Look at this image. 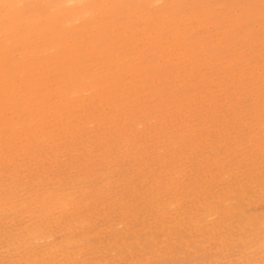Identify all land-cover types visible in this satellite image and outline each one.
<instances>
[{"label":"bare ground","instance_id":"1","mask_svg":"<svg viewBox=\"0 0 264 264\" xmlns=\"http://www.w3.org/2000/svg\"><path fill=\"white\" fill-rule=\"evenodd\" d=\"M177 3L178 0H0V151H2L0 153V162L4 163V161L7 160L8 164L12 163L14 166L16 165L15 163L17 159H19L20 155L29 156V158L35 157L37 154L32 156L33 151L31 149L35 148L33 146H35L36 141L38 147H41L42 149H44V147L47 146L50 141L56 144V146L59 144H66V142L64 141L66 139V136L69 135L71 138L77 139L76 135H79L81 130L88 126L89 122H99L102 126L104 123H106L105 121H103L104 118L116 116V119L110 117L113 120H109L110 123L115 124L119 118L121 119V117L117 115L118 112H122L124 115L126 114V117L124 116V118L122 116L124 118L122 121V125H124V128H122L123 126L119 124V128H122L123 130H121L122 132H119L116 129L117 134L120 133L122 135L127 149L129 147H134V142H128V140L130 139V135H134L132 131L133 129L131 130L128 125L132 122L135 123L136 121L139 125H144L143 118H145L149 114L151 115L150 111L152 112L156 109L154 108L155 106L151 110L148 108V106L152 108V104V106L150 104L147 105V103L145 102L147 106H144L140 103V106L138 105L139 108L137 109L138 112L136 110V112L139 114L137 115V113L134 111L135 113L131 112V114L129 115L131 108L133 109V101L135 100V105L136 103H139L140 95L147 96L148 89L146 90L144 85L145 83H142L150 78V75L148 74L149 71L147 72V69H150L152 73L159 70V68L156 67H159L163 63L160 60L164 59V56L167 52H169L170 54L167 55V58L164 59L165 61L171 62L174 56L177 55L178 60L182 62L180 66L176 65L179 66L180 69L178 67H175L179 70V72L178 70H176L178 74L174 73V77L177 74L178 77H176V79L179 78V81L181 83V85L179 84L180 87L183 86L190 88L191 85H195L194 81L193 83L191 81H196L198 74L199 78H206L205 72L201 71V69L202 67H204L205 63L208 62L207 57L209 56L208 58L213 57V59H218L219 56L216 55L218 54L219 48L223 46L225 47V49H227L228 55L233 54V56L229 59V65L231 66V68L229 65H227V69L230 68L232 70L236 64L240 66L236 69L234 68L235 70L233 69V73L228 72L227 77L230 78V83L233 84L234 81L237 80V82L239 81V83H242L241 86H243V80L248 74H250V81H252V85H255L254 88H256L261 95H264V86H261V84L264 85V77L262 76L264 74V65L261 68L254 67L253 70H250L252 58H259L254 59L257 63L259 60L264 59V53L263 55L257 54L251 56L250 51H246L244 53L238 54L236 53L237 48H228L229 44L220 45L223 41L230 39L232 26L235 27V29H241L237 34H240L242 30L244 31V34H242L240 37L250 38L254 32V29L252 28V20H254V22H257L260 26L263 25L264 0H247L243 2L246 3L245 5H242L241 8L236 9H241L240 12L236 11L234 14L229 12L228 15H225L224 17H227L229 21L231 20L234 23H230L229 26H231V28H226L224 31H220L218 29L219 26L215 24L217 23V21L215 19V16H213V13H211L210 16L206 15V8L204 7V5H200L197 0H193L190 3V13L188 12V15L185 14L186 10H184V8L180 13H177L175 11ZM208 12L209 11H207V13ZM205 15L206 18H204ZM242 18H245V21H240ZM189 19H192L191 22H195L196 20L201 21V26L199 27H201L200 29L203 32L212 30L211 24H215L214 27L217 28V31L211 34L206 33L205 36L195 40L192 34L194 33V31L195 33H198L200 31L196 32L195 29H198V27H195V24H188L190 23L188 22ZM133 22L139 23L137 24V26L141 25V27L139 26L135 28V25H132ZM138 32H140V35L138 34ZM254 36L255 35L252 36L253 39ZM205 37H208V39L210 40H205ZM154 43L157 44L154 45ZM153 47H156V50H153ZM117 49H120V51H117L118 53L116 52ZM147 50L150 52V55H158V59L154 61L152 60V62L150 60L147 64L141 66L139 59L142 57V53H144V51L146 52ZM207 53L208 55H206ZM194 56H197V58L198 56L200 57V59L196 61L198 64L194 63ZM84 61L92 62H90L89 65H82V62ZM198 61H200V63ZM219 63L222 62H216L213 63V65L215 66ZM187 67L189 68L188 72ZM174 71L171 70V72ZM154 77L158 76L151 75L153 84H156V80L154 79ZM167 79L170 81L169 77ZM220 79L225 80L224 78ZM138 81H140L141 84H138ZM221 84L222 83L218 82V85ZM161 88L163 87L161 86ZM194 89L196 90V88ZM143 90H146V93H144ZM226 90L229 91L228 87ZM226 90L225 92H228ZM196 91L194 92L196 98H199V102H206L205 105H207L206 107L211 108V112H213L214 109H220L218 107H221L220 113L223 114L225 111L223 109V106H231L228 101L229 98L232 99L233 96L224 97L222 95L223 97H221L218 89L209 88L208 90H206L207 94L206 91L204 92L202 90L203 93H205L202 96L201 93H199L200 95H197L198 91L197 94ZM251 91L254 92V90ZM152 92L154 93V91ZM169 92L168 93L171 94V90ZM189 92L185 93L183 98H178L177 103L174 102V104H172L173 101H171V99L173 100L176 95L175 97H172L173 95L170 98L168 97L170 99L169 102L171 101L172 105L177 104V108L180 109V115L184 114L183 112L185 108L189 107V105L194 104V101L191 102L192 97L190 98L192 93L189 94ZM133 94H136L137 97ZM227 94L228 93H226V95ZM229 94H232V92ZM207 95L209 97H207ZM237 95H239L238 92ZM129 96H135L133 97L134 100L132 98L133 101L130 109L127 108V98ZM239 97L237 98V101H239ZM184 98H187V101ZM148 101H150V99ZM262 101L261 104L264 103V101ZM215 102L217 103L215 104ZM213 103L215 105H213ZM237 104V106L240 105L238 102ZM198 105L204 106V104L201 103H199ZM256 105L257 104L255 102V107L258 106ZM156 106L160 108L161 115H163V117H166L167 113L163 111L164 109L162 108L161 104L158 103ZM195 106H192L191 109L195 108ZM124 107H126V109H124ZM261 107L262 108L260 110L263 111L264 108L263 106ZM174 108L176 109V107ZM238 108H240V106ZM236 109L233 108V110H235L233 112L236 113ZM75 110H79L81 112L76 113ZM108 110H113V113L110 112V114ZM94 112H96L95 115ZM191 113L193 114V112ZM191 113L189 109L187 113L188 115H186L187 117L189 116V121L191 118L190 115H192ZM155 115L151 116L153 117ZM239 115H241V113H239ZM139 116H141L142 119L138 118ZM193 116L191 120L193 119ZM213 116H215V114ZM222 116H224V114ZM152 117L150 119H152ZM158 117L156 116V118H153L158 122H163V119L159 121ZM180 118L182 119V117ZM263 119L260 123L263 122L264 124ZM185 120V118L182 119L183 124H180L181 130H183V135L185 132L186 137L187 132L197 136L196 129L191 130L193 126L191 125V123L188 124V120ZM208 120L209 115L208 118H205V122L208 123ZM216 121L218 122V120ZM119 122L120 121H118V123ZM206 123L205 125L208 126L209 123ZM158 125L160 127L162 124ZM154 127L152 130H156V128ZM161 129L162 131H166V129H163L162 126L160 130ZM160 130L158 129L157 132L159 133ZM158 133H156L155 136ZM166 135V137H168L169 134H167L166 132ZM101 137L103 140L100 138L98 139V142L99 140H102L103 142L106 139V137L104 139L102 135ZM163 137L158 136L159 139H163ZM109 138H112V136H110ZM57 139H59L60 143H57ZM163 140H165V138ZM222 141L220 140V142ZM104 143H106V140ZM68 145H70V142L68 143ZM110 145L111 142H109L108 148H110ZM110 149L112 150V148ZM36 150L35 153H37ZM107 150L110 151L109 149ZM38 152L40 151L38 150ZM25 156L22 157L24 160L26 159ZM49 156L50 155L47 154L48 158H50ZM157 156L159 158L158 162L161 158L164 157L163 153L160 152L159 154H157ZM141 161H143L142 158ZM158 162L157 164H159ZM224 163L227 162H221L223 167H225ZM14 168L15 167H13V169ZM159 169H162V167H159ZM7 170L10 171V169ZM15 170L18 171V169L16 168L14 169V171ZM43 170L42 172H44ZM0 171L2 173L4 170H1L0 167ZM37 172L39 173V171ZM89 172L91 173V171ZM17 173L19 175V172ZM16 174L15 172L13 174H9L10 176L8 178H10V180L7 181L8 178H4L7 182L5 181L6 183L0 185V220L2 221V219H10L11 221L13 220V218H10L9 215L14 214L19 215L20 218H18L23 221V224H21L19 227L14 226V228L9 231L4 229L5 232L3 230L4 234H8L7 236H9V242H6L10 246L9 250L13 251L11 253V259L12 256H16L13 257L17 260V262L13 260L14 264H89L86 260V257H72L71 255H74V252H72V254H69V252L65 250L66 247L55 240L53 236L54 232L49 229L50 223H52L51 221L58 222V220L61 219L60 216L63 215L64 211L68 210L69 212V210L73 209L71 208L74 207L73 204L75 205L79 203V206H81L83 203H85L83 202L81 204L83 199L79 200L78 198L77 201L74 198L79 193L84 194L85 184L82 183L83 181L80 182L78 180L81 178V176L77 180L84 185L79 184L80 186L73 185L72 187H66V185H60L59 183L56 184L59 186L55 187V184V186H46V184L53 185L55 181H48L47 179V182L44 183V179L40 177L39 173L36 180V176L33 179L31 178L29 180L26 178V183L29 184L18 189L16 183L19 184L18 181L20 179V175L18 176ZM23 175H26L27 177V175H30V173H26ZM57 175L59 176V174ZM50 176L51 175H49V177ZM178 176L179 175H177V177ZM159 178L161 179V177ZM173 178V176L165 180L154 178V180L151 182V189L156 188L157 186H160V188L165 187L166 191L163 190V188L156 190H163V194L160 192L161 194L159 195V193L156 192L152 195V190H147V192L151 190V196L153 198L150 197V199L152 198L153 200H155V202L161 199L155 204V206H158L161 213H168V216L176 213L175 209L180 208V204L182 201L180 200V195H182L180 193L186 190L181 182H179L177 179L174 180ZM106 179L108 178L106 177ZM61 180L62 179L58 181L61 182ZM105 182L107 183L105 184L106 186L110 184H113L114 186V183H112L111 179H108L107 181L105 180ZM66 184H68L67 181ZM115 184L118 185L117 183ZM199 184L201 183L199 182ZM14 186L16 187L14 188ZM111 186L112 185L108 187V191L111 190ZM87 187L86 192L88 190ZM106 188L107 187H105V191L107 190ZM77 192L79 193L77 194ZM107 192L103 194H106ZM246 193H248L247 189L243 188L241 197L245 198ZM157 194L159 196L156 197ZM165 194L168 196L166 197ZM101 195L99 194L98 196ZM217 195H219V193ZM164 196L166 198H164ZM121 197L119 198L122 200ZM85 198H87V196ZM127 200L129 199H126V201ZM123 201L125 202L124 199ZM123 203H121L122 206ZM209 203L210 202H208V204ZM230 203H228V206ZM125 204L127 203L125 202ZM79 206L76 205V207L78 208ZM231 206L232 205L230 204V207ZM76 207H74V211ZM124 207H126V205ZM232 207H234V205ZM212 208L210 210L207 209L208 211L204 212L205 219L209 220L212 216L215 215V213H217L218 209L213 210ZM229 209L227 211L228 213L230 212ZM232 209L235 211L234 208ZM124 210L125 212H127L130 209L126 210L125 208ZM225 210H227V208ZM89 212H91V210H89ZM89 212L88 215L90 214ZM125 212H123L124 215L126 214ZM91 214H93V212ZM5 215H8V217H5ZM75 216L77 215L75 214ZM84 217L86 216L84 215L83 218H79L84 219ZM71 218H73V216ZM214 218L212 217L211 221L213 223ZM74 220L72 221L74 222ZM64 221H69L68 223L71 224L70 220L68 219ZM86 221L88 220L86 219ZM3 223L4 222H2V224ZM74 223H76V221ZM0 227L4 228V226ZM260 227L261 230L257 232L256 238L254 239L253 237L248 241L253 243H248L249 245H246V248H250V252H254L256 250L253 249L254 246H257V249H261V251L264 252V219H262ZM98 229H95V231L97 232ZM121 230L122 229H116L115 232H120ZM83 233L84 231L82 232V234ZM0 234H2L1 231ZM68 238L69 237H67V239ZM77 238L78 236L75 237V239ZM71 240H68L66 244H71ZM263 252L261 254L262 258H264ZM80 253L82 252L79 251L78 254L80 255Z\"/></svg>","mask_w":264,"mask_h":264},{"label":"rangeland","instance_id":"2","mask_svg":"<svg viewBox=\"0 0 264 264\" xmlns=\"http://www.w3.org/2000/svg\"><path fill=\"white\" fill-rule=\"evenodd\" d=\"M192 1L193 0H178L175 11L177 13H180L184 8V10H186L185 14L188 15L190 13L189 6ZM197 1L200 5H204V7L206 8V15L210 16V14L213 13V16H215V19L217 21V23L215 24L219 26L218 29L220 31H224L226 28H231V26H229L230 23H234L231 20L229 21V19L224 16L228 15L229 12L233 14L236 11L240 12L241 9H236L241 8L242 5H245L246 3L243 2L247 0ZM207 11L209 12L207 13ZM206 15L204 18H206ZM191 21L192 19H189L188 22L190 23L188 24H195V27H198V29H195L196 32L200 31L198 32L199 34L195 33V31L192 34L195 40L205 36L206 33L211 34L217 31V28L214 27L215 24H211L212 30L203 32L200 29L201 27H199L201 26V21ZM240 21H245V18H242ZM256 23L257 22H254V20H252V28L254 29L253 35H255L254 39L252 37L253 35L250 38L240 37L242 34H244V31L242 30L240 34H237L241 29L238 30L232 26L230 39L223 41L220 45L229 44L228 48H237L236 53L238 54L250 51L251 56L257 54L263 55L264 23L262 26ZM137 24L139 23H132V25H135V28L139 26L141 27V25L137 26ZM138 34L140 35V32H138ZM205 40L210 39H208L207 37ZM156 44L157 43H154V45ZM155 48L153 47V50H156ZM117 51H120V49H117L116 52ZM149 53L150 52L148 50L142 53V57L139 59L141 66L147 64L150 60L152 62V60L154 61L158 59V55H150ZM169 54L170 53L167 52L164 56V59L167 58V55ZM206 55H208V53ZM150 56L152 57V59ZM216 56H219L218 59H213V57L208 58L209 56L207 57L208 62H206L204 67H202L201 69V71L205 72L206 78H199L198 74L196 81H191L192 83L194 81L195 85H191L190 88L183 86L180 87L181 83L179 81V78L176 79L179 72V70L176 68L178 67L180 69L179 66L182 64V62L178 60L177 55L174 56L171 62L161 59V62L168 63H162L159 67H156L159 68V70L155 68L157 71L154 73H152L150 69H147V72H150H148L150 78L142 82L145 83V89H148L147 96L140 95L139 103H136L135 105V100L133 98L135 96H129L131 98H127L128 109L131 108L130 106H132V101L134 100L132 106L133 109L131 108L129 115L131 114V112H136V110L139 108L138 105L140 106V103L144 106L152 104V108L150 106H148V108L151 110L155 106L154 108L156 110H153L152 112L150 111L151 115L157 114L153 117L156 118V116H159V121L163 119V122H158L149 114V117L146 116L145 118H143L144 125H139L137 121L135 123L132 122L131 124H129L128 126L131 128V130L133 129L132 131L134 135H130V139L128 140V142H134V147H129L127 149L123 141V137L119 133L122 132L121 130H123L122 128H124V125H122V121L126 117V114L124 115L122 112H118L117 115L122 119H118V121H120L119 123L118 121H115V124L109 122V120L116 119V116H110L113 119L110 117L104 118L103 121H105L106 123H104L102 126L99 122H89L88 126L83 128L79 135H76L77 139H73L69 135L66 136L67 140H64L66 144H59L56 146V144L50 141L48 144L49 146L47 145L44 147V149H42L41 147H38L36 141L35 146H33L35 148L31 149L33 151V154L31 152L32 156L37 154L35 157L29 158V156L24 155L26 157V159L24 160L22 158L24 156L20 155L19 159H17L15 163L16 165L14 166L12 163L8 164L7 160H3L4 163L0 162L1 170H4L2 173L0 171V185L9 181V174H13L14 172L15 174L19 172L20 175L19 176L18 173L16 174L20 178L18 181L19 184L16 183L18 189L29 184L26 183L27 179H33L36 176V180L39 173L40 177L44 179V183L47 182V179L48 181H55L53 185L46 184V186H55L59 183L60 185H66V187H72L73 185L80 186L85 184L84 194L87 195L77 192V194H79L74 198L76 200L78 198L79 200L83 199L81 204L83 202H85L86 204H80L81 206H79V203L75 205L73 204L74 207L78 205L80 209L76 207L79 210L75 208L74 211V207H71L73 209L69 210V212L68 210L64 211L63 215L60 216L61 219L58 220V222L51 221L52 223H50L49 229L54 232L53 236L55 240L58 243L63 244L66 247L65 250H67L69 254H72V252H74V255H71L72 257H86V260L89 264H264V258L261 257V254L263 252L261 251V249H257V246H254L253 249L256 250L254 252H250V248H246V245L248 243H253L248 241L253 237L254 239L256 238L257 232L261 230V221L262 219H264V124L263 122L260 123L264 118V110H260L262 108L261 106H263L264 108V103L261 104V101L264 99V95H261L257 91V89L254 88L255 85H252V81H250V74H248L243 80L244 87L241 86L242 83H239V81L237 82V80H235L233 84L230 83V78L227 77L228 72L233 73V69H236L240 66L236 64L232 70L230 69L231 66L229 65V59L233 56V54L228 55L227 49H225V47L221 46ZM198 59H200L199 56L198 58L197 56H194V63L198 64L196 62ZM254 59L259 58H252L250 70H253L254 67L261 68L264 65V59L259 60L257 63ZM90 62L92 61H84L82 62V65H89ZM198 62L200 63V61ZM216 62L222 63L214 66L213 63ZM227 65L230 66L229 69H227ZM171 70L175 71L171 72ZM176 70H178V72ZM188 71L189 68L187 67V72ZM174 73H177L175 77ZM151 75L158 76L154 77V79L156 80V84H153ZM262 76L264 77V74ZM168 77L170 81L167 79ZM220 78H224L225 80ZM139 82L140 81H138L137 83L141 84V82ZM218 82L222 84L218 85ZM161 86L163 88H161ZM261 86L264 85L261 84ZM227 87L230 92L226 90ZM194 88H196L198 94ZM206 88L218 89L221 97L233 96L232 99L229 98L228 101L231 106H223V109L225 110L223 114L225 117L220 113L221 107H218L220 109H214L213 112H211V108L206 107V102H199V98L197 99L194 95L195 91L197 95H200L199 93H201V96L204 95L205 93H203V91L205 92L206 90H208ZM146 90H143L144 93H146ZM170 90L171 94H169ZM225 90L228 92H225ZM251 90H254V92ZM152 91H154V93ZM166 91H168L169 93ZM187 92H189V94L192 93L190 98L192 97L193 100L191 99V102L194 101V104L189 105V107L185 108L183 112L185 115H180V109L177 108V104H172H174V102L177 103L178 98H183L184 94ZM231 92L233 95L229 94ZM237 92L239 95H237ZM226 93L228 94L226 95ZM171 96L175 97L173 100L171 99L173 103L171 101L169 102V98ZM237 96H240L239 101H237ZM149 97H153L154 99H151ZM207 97L209 96L207 95ZM148 98L150 99V101H148ZM185 100L187 101V98ZM145 102L147 103V105ZM237 102L240 104V108H238L239 106H237ZM255 102L258 106L260 102V106L258 107L256 105L257 107H255ZM158 103L161 104L162 108L164 109L163 111L167 113L166 117H163V115H161L160 108L156 106ZM199 103L204 104V106L198 105ZM216 103L217 102H215V104ZM215 104L213 103V105ZM192 106H195V108L191 109ZM174 107H176V109ZM227 107L229 108V110ZM233 108L237 110L236 113L233 112L235 111L233 110ZM124 109H126V107H124ZM189 109L190 113L193 112L194 114L193 116V114L191 113L192 115H190V117L192 118L193 116V119L191 120L190 118V121L188 120L189 116H186L188 115L187 113ZM108 111L109 113H113V110ZM175 111H177L178 113ZM75 112L77 113L81 111L75 110ZM95 113L96 112H94V115ZM239 113H241V115H239ZM138 114L139 113H137V115ZM214 114L218 117L213 116ZM174 115H176L177 117ZM179 115L180 117H182V119L185 118L186 120H188V124L191 123V125L193 126L191 130L196 129L197 136L187 132L186 137L185 132L183 135V130H181L180 128V124H183V122ZM208 115L209 122H207L209 124L205 122V118H208ZM122 116L125 117L123 118ZM151 117L152 119H150ZM138 118L142 119L141 116H139ZM153 119L156 121V123ZM216 120H218V122ZM205 123L208 124V126H206ZM119 124L123 127L119 128ZM154 124H162V128L166 129V131H162V129L160 130L161 126L159 127V125L157 126ZM213 124L216 127H219L216 128ZM153 127L156 128V130H152ZM116 129L117 131H119V134H117ZM158 129L162 132L159 131L158 133ZM166 132L167 134H169L168 137H166ZM156 133H158L157 135L159 137L164 136L163 139L165 138V140L161 138L159 139L157 135L155 136ZM101 135L104 137V139L106 137V143H104L105 140L102 142L103 139ZM110 136H112L113 139L109 138ZM100 138L102 140H99L98 142V139ZM220 140H223L225 142H220ZM56 141L57 143H60L59 139H57ZM69 142L70 145H68ZM100 142L103 144H101ZM109 142H111L110 148H112V150L108 148ZM139 143L141 144V146ZM65 148H67L68 151ZM106 148L110 151H108ZM36 149H38L40 152H38V150ZM35 150L37 153H35ZM1 152L2 151H0V153ZM159 152L163 153L164 159L161 158L158 162L159 158L157 154H159ZM47 154L50 155V158L47 157ZM140 157L143 161H141ZM155 161H157L159 164H157V162ZM224 161L227 162L224 163L225 167H223L221 164V162ZM7 166L10 168H8ZM13 167L18 169V171H14L15 168L13 169ZM159 167H162V169H159ZM42 168L45 170H43ZM7 169H10V171ZM87 169H90L89 171H91V173ZM11 170H13L14 172ZM42 170L44 172H42ZM37 171H39V173ZM26 173H30V175H27V177L26 175H23ZM46 173L48 174V176ZM57 174H59V176ZM49 175L51 176L49 177ZM177 175L179 176L177 177ZM80 176L81 178L78 179ZM171 176L174 177V180L177 179L179 182H181L186 190L180 193L182 195L179 194L181 198L180 200H182L180 208L175 209L176 213L168 216V213H161L158 206H155V204L161 199L155 202V200H153V197L151 196V190L152 195L156 192L160 195L161 193H164L162 192L163 190L166 191L165 187L161 186L163 190L156 191L157 189L159 190L162 188H160V186H157L158 188L156 187L151 189L150 184L154 180V178L165 180L170 178ZM106 177L108 179H111L112 183H114V186L113 184H110L112 185L110 188L111 190L109 189L110 191H108V187L110 185H105L107 184L105 180H108L106 179ZM159 177H161V179ZM4 178H8V180L6 181ZM60 179H62L61 182L58 181ZM77 179L80 182L83 181L82 183L84 184L80 183ZM66 181L68 184H66ZM197 181H199L201 184H199V182ZM115 183H117L118 185H116ZM57 186L59 185H56L55 187ZM185 186H187L189 189ZM15 187L16 186H14V188ZM86 187L88 189L87 192ZM105 187H107L106 191ZM243 188L247 189L248 192L246 193L245 198L241 197ZM148 189L151 190L147 192ZM104 191L108 192L106 194H103L105 193ZM218 193L220 196L217 195ZM99 194L102 195L98 196ZM159 195L157 194L156 197ZM86 196L87 198H85ZM165 196L167 197L168 195L165 194ZM165 196L164 198H166ZM119 197H121L122 200ZM150 197H152L151 199L153 200V202ZM116 198L120 201H118ZM109 199L113 200L110 201ZM123 199L127 204H125ZM126 199H129L127 200L128 202L126 201ZM208 202H210L209 204L212 205H209ZM121 203H123V206ZM228 203H230L232 206L234 205V207H231L234 208L235 211L230 207V204L228 206ZM125 205L126 207H124ZM88 208L89 210H91V212H89ZM125 208L126 210L130 209V212H125ZM211 208L213 210L218 209L217 213L212 216L213 218L215 217L214 223L211 222L212 217L209 220L204 218V212H207ZM226 208L227 210H225ZM228 209L230 210L229 213L227 212ZM88 212L90 213L89 215ZM92 212L93 214H91ZM123 212L126 213V216L123 214ZM75 214L77 216H75ZM70 215L71 217L73 216V218H71ZM84 215L86 217L82 219ZM5 217H8V215H5ZM9 217L13 218V220H0V226H4V228L0 227V231L2 233L0 234V264H14V261L17 262L16 258H13L16 256H12L11 259V253L13 251L9 250L10 246L6 242H9V236H7L8 234H4V232L5 230H11L12 228H14V226L19 227L21 224H23V221L19 219V215L11 214L9 215ZM79 217H82V220ZM63 219L70 220L71 224L68 223L69 221H64ZM86 219L89 222L86 221ZM72 220H74V222L76 221V223H74ZM83 220H85L86 222ZM2 222L4 223L2 224ZM95 229H98L97 232L95 231ZM116 229L122 230L120 232H115ZM83 231L84 235L82 234ZM66 236L69 238L67 239ZM77 236L80 240L78 238L75 239V237ZM68 240H71L72 242L69 245L66 244ZM69 247L72 250H70ZM79 251L82 252L80 253V255L78 254ZM104 260L107 262H105Z\"/></svg>","mask_w":264,"mask_h":264}]
</instances>
